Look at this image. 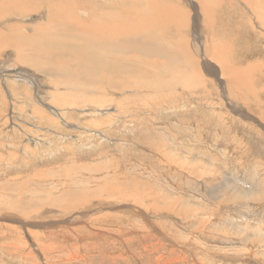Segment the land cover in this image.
Wrapping results in <instances>:
<instances>
[{
    "label": "rangeland",
    "instance_id": "374dc122",
    "mask_svg": "<svg viewBox=\"0 0 264 264\" xmlns=\"http://www.w3.org/2000/svg\"><path fill=\"white\" fill-rule=\"evenodd\" d=\"M48 1L0 0V264H264V199L215 191L264 182V0H128L149 4L169 52L105 57L120 69L93 73L96 89L60 75L78 72L76 52L31 59L30 46L85 49L44 41Z\"/></svg>",
    "mask_w": 264,
    "mask_h": 264
},
{
    "label": "bare ground",
    "instance_id": "6f19581e",
    "mask_svg": "<svg viewBox=\"0 0 264 264\" xmlns=\"http://www.w3.org/2000/svg\"><path fill=\"white\" fill-rule=\"evenodd\" d=\"M22 1L24 3H27V0H22ZM28 1L30 2L29 4L27 3L28 5H30L31 7L37 8V9L41 5L40 2H36L37 0H34V1L28 0ZM134 1H136V0H134ZM134 1L128 2V0H111L107 3H104L103 5H98V4L87 2L85 0H80V2H78V3L74 2V0H49L48 1V8L50 10V17H52V20L55 22V28L52 30V32H50L51 30L48 29L47 27H40L38 33L39 34H44V33L47 34L50 38L46 39L44 41L52 42V43H54L53 45H59V44L63 45V43H66V41H68V42L78 43L81 46H83L85 49L84 50L78 49L79 52H77L76 50H67V49L65 50L63 48L62 49H47V48L43 47L42 45H37L36 47L30 46L29 47L30 50H32V51L35 50V52H33L35 55L31 56V54H30L31 59L35 58L36 56L39 58V55L44 56L42 54V50H47V52H46V53H48L46 56L47 59H50L53 62L57 61L60 63L61 61H58V58H61L64 56L65 57L70 56V58H71L72 57L71 55H73V52H76L75 54L77 55L76 56V62H77V67H78L77 71L78 72H76L71 66H69L68 69L64 68L65 70H63L60 73V75L65 76L66 83L71 84L73 86H78V84H80V85H86L88 87L90 86L92 88H95V85H99L98 82L100 81V79L102 77L101 78L96 77L97 75H94L93 73L96 72L95 74H97V71H99L101 75L104 74V76H109L110 74H114L117 70L120 69V68H115L112 65L105 64L102 60L105 59V57H107V56H109V57L110 56H117V58L119 56L121 58L122 56L134 57V56H136L135 54H137L138 56L143 55L145 58H150V55L156 56V54H162V53L164 55H166L165 52H169V51L164 50L162 45L156 42L157 40L155 38L156 35L154 34V31L151 30V27L148 28V25L150 24V18H148L149 16L147 17V13L150 11L149 4H146L145 6L142 5V7H140V5L134 3ZM147 1H150V0H147ZM153 1L156 2V0H153ZM258 1H262V0H258ZM7 2H10L12 7H13L14 4L17 2V0H7ZM0 5H4V4L2 3ZM117 5H120V7H121V5H123V7H121V8H122V10H126V11H122L120 8H116L115 6H117ZM107 6L109 7V9L106 8ZM257 6H258V9H257L258 16L264 22V8H263L264 4L258 3ZM8 7H10V6H5V8H8ZM72 7H76V8H80V9H83V8L86 9L87 11H89L88 14H90V17L87 19V21L82 20V22H78L77 15L75 14V12L72 11ZM95 7L99 10V12L96 10ZM53 8H55V11H53ZM117 9H119V10H117ZM250 11H251V9H250ZM134 12H136L138 14V17L133 14ZM103 16H104V18L107 17V18H111L112 20L109 22L106 21L107 23L102 24V22L104 21V20L102 21ZM70 18H72L73 21H71ZM107 18H105V19H107ZM126 23H130V25H125ZM137 27H139V28L143 27L145 29V34H138L136 31ZM3 34L0 33V38H2ZM119 35H123V37L126 39V42H118L119 38H115V37L119 36ZM21 37H23V36H21ZM108 37H110L111 39H106ZM44 38H46V37L44 36ZM151 39H154L155 43L153 41H151ZM25 40H27V39H25ZM21 42H22V40H21ZM10 45L19 46V41L18 40H14V41L12 40V42H10ZM15 48L17 49V47H15ZM20 49H21V47H20ZM21 51H22V49H21ZM66 51H68V53H64ZM131 54H134V55H131ZM67 55H69V56H67ZM24 56H25V54L21 55L20 57H24ZM25 57L27 58V56H25ZM26 61H28V60H26ZM192 65H194L193 62L188 63L189 68ZM90 68H91V71H94V72H91V74L88 72V69H90ZM147 68L148 69L144 70V72L146 74L150 75V66H147ZM210 68H211V66H210ZM53 69H56V68H53ZM248 69L250 71H253L251 64H250V67H248ZM211 70H212V68H211ZM216 70H215V72H212L214 74V76L217 77V79L220 78L219 80H223L224 78H222L221 76H218L219 75L217 72L218 70L217 71ZM128 71L131 72V70H128ZM190 71H192V70H190ZM56 72H60L59 69L56 70ZM100 74H98V75L100 76ZM155 81L158 83H165V79L162 77H157L155 79ZM133 82L135 84V87H142L144 89L150 90V88H146L144 86V85H146V83L143 80L135 79ZM237 82L238 81H236L235 83H237ZM88 87H86L87 90H88ZM223 89H224V84H223ZM250 89H253L252 85H251ZM84 91H86V90H84ZM92 94H95V93H92ZM242 97H243V94H242ZM95 99H99V98L96 97ZM121 111H125V110H123V108H121ZM120 113H123V112H120ZM247 119H248V117H247ZM248 120L251 122H255L254 118L248 119ZM186 162H182L179 164L185 165ZM197 164L192 162L191 165H189L187 163V166H190V168L191 167L194 168V166H198ZM199 165H201V163H199ZM70 178H72V177L70 176ZM76 181H78V180H76ZM255 182H257V184H255ZM258 183L259 182L255 181V180L253 182V186H255L256 189L253 186H248V185L230 186L227 183H225L224 186H221V185H219V187L217 186L218 189H216L215 191H219V189L222 190V188H225V190H227L230 187L231 188V193H230L231 196L230 197H232L234 199V202L236 200L238 201V199H242L245 201H256L259 199L263 200L264 199V188H260V185L264 184V182H261L260 185ZM73 184H75V183H73ZM257 186H258V188H257ZM71 187H73L72 184H71ZM105 190H106V187H102L100 189H94L93 192L89 194L88 198H96V197L99 198L102 196V194L105 192ZM222 191H224V190H222ZM197 205H199V204H197ZM200 208H203V207H200ZM196 212H198V211H196ZM236 221H237V219H236ZM245 221H247V220H245ZM237 228H239V230L241 228V229L248 231V227H246V225L241 226L239 224L237 226ZM258 228H260V227H258ZM252 233L255 235L256 234L259 235L257 232V229H254V228H252V230H251V234ZM231 241H232V239H231ZM255 242H256V240H255Z\"/></svg>",
    "mask_w": 264,
    "mask_h": 264
}]
</instances>
